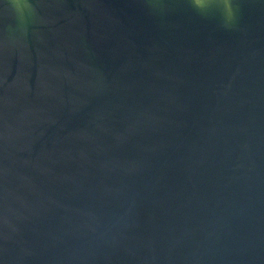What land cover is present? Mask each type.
Instances as JSON below:
<instances>
[{
	"label": "water",
	"instance_id": "1",
	"mask_svg": "<svg viewBox=\"0 0 264 264\" xmlns=\"http://www.w3.org/2000/svg\"><path fill=\"white\" fill-rule=\"evenodd\" d=\"M0 0V264H264V0Z\"/></svg>",
	"mask_w": 264,
	"mask_h": 264
},
{
	"label": "clouds",
	"instance_id": "2",
	"mask_svg": "<svg viewBox=\"0 0 264 264\" xmlns=\"http://www.w3.org/2000/svg\"><path fill=\"white\" fill-rule=\"evenodd\" d=\"M11 4L13 5V7H19V4H18V0H10Z\"/></svg>",
	"mask_w": 264,
	"mask_h": 264
}]
</instances>
